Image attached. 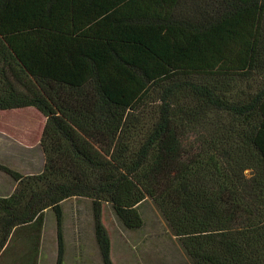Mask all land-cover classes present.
I'll use <instances>...</instances> for the list:
<instances>
[{
    "label": "trees",
    "instance_id": "obj_1",
    "mask_svg": "<svg viewBox=\"0 0 264 264\" xmlns=\"http://www.w3.org/2000/svg\"><path fill=\"white\" fill-rule=\"evenodd\" d=\"M23 108L44 165L0 164V261L50 210L61 264L83 197L112 264L101 203L134 230L149 197L190 264H264V0H0V111Z\"/></svg>",
    "mask_w": 264,
    "mask_h": 264
},
{
    "label": "rangeland",
    "instance_id": "obj_2",
    "mask_svg": "<svg viewBox=\"0 0 264 264\" xmlns=\"http://www.w3.org/2000/svg\"><path fill=\"white\" fill-rule=\"evenodd\" d=\"M241 88L244 89V85ZM42 120V115L34 108L0 112L1 150L3 154L6 148L20 152L21 162L10 169L22 176L37 174L43 168L37 148ZM244 173L249 176V170ZM15 186L9 176L0 173V197L12 194ZM60 207L61 264H102L93 232L91 200L71 197L61 202ZM136 210L142 226L128 230L118 221L110 204L101 203V222L109 238L112 264H190L154 202L145 197ZM25 230H18L14 237L16 254H6L0 264H55L57 240L54 214L50 210L44 211L40 225L37 224L22 241Z\"/></svg>",
    "mask_w": 264,
    "mask_h": 264
},
{
    "label": "crops",
    "instance_id": "obj_3",
    "mask_svg": "<svg viewBox=\"0 0 264 264\" xmlns=\"http://www.w3.org/2000/svg\"><path fill=\"white\" fill-rule=\"evenodd\" d=\"M0 112H2V111H0ZM44 124H45V117H43V120H42V125H43L42 127H44ZM42 130H43V128H42ZM41 134H42V131H41ZM40 138H41V135H40ZM39 143H40V139L38 140V143H37L38 147L37 146L36 147L39 150L38 152L40 154L41 164L44 165L43 153L39 147ZM0 145H1V143H0ZM6 149L7 150H5L4 154H3V151L1 150V147H0V164L10 169V168L17 166L18 163L21 162V156H20L21 154H20V152L14 151L11 148H6ZM23 158H24V156H22V159Z\"/></svg>",
    "mask_w": 264,
    "mask_h": 264
}]
</instances>
